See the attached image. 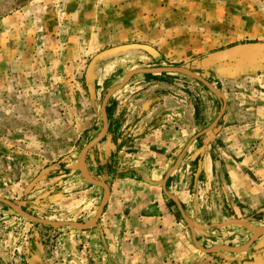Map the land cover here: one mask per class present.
I'll list each match as a JSON object with an SVG mask.
<instances>
[{
    "label": "crops",
    "instance_id": "1",
    "mask_svg": "<svg viewBox=\"0 0 264 264\" xmlns=\"http://www.w3.org/2000/svg\"><path fill=\"white\" fill-rule=\"evenodd\" d=\"M16 1L0 0V68L5 69L0 78V135L9 149L5 164L13 180L0 197L30 216L64 223L29 219L0 202V219L3 215L9 223L28 229L18 232L0 225V260L7 264L18 259L22 264H198L200 255L188 223L176 215V205L163 193L161 180L189 138L214 119L220 97L189 85L182 74L129 76L106 101L105 135L81 160L88 179L108 188L93 224L90 220L103 189L84 178L76 159L80 148L98 132L80 144L83 135L74 121V137L62 133L57 144L43 141L39 128L54 127L56 119L71 127L67 114H75V102L81 103L84 95V108L88 103L90 111L95 77L91 97L84 75L80 78L84 93L71 91L73 86L77 89V81L68 80L72 70L81 66L76 61L78 51L93 55L104 44L142 43L156 55L128 50L124 57L144 62L173 55L182 59L224 39L238 42L243 34L264 40L260 9L246 0ZM32 47H36L35 57L25 53ZM46 49L57 58H41ZM55 66L58 73L49 76L54 82L48 81L47 89L46 68ZM139 66L161 65H133L121 77ZM208 66L213 84L224 95L223 112L210 130L188 144L164 188L178 200L202 247L238 249L256 231L239 252L214 250L249 262L257 254L254 244L264 233V54ZM29 67L40 75L26 71L20 89L8 85L13 74L7 73ZM56 144L60 148L54 151ZM42 145L51 148L47 159L53 163L38 168ZM47 201L65 217H46L43 212L51 207ZM9 213L21 218L7 217ZM15 240L22 257L14 255Z\"/></svg>",
    "mask_w": 264,
    "mask_h": 264
},
{
    "label": "rangeland",
    "instance_id": "2",
    "mask_svg": "<svg viewBox=\"0 0 264 264\" xmlns=\"http://www.w3.org/2000/svg\"><path fill=\"white\" fill-rule=\"evenodd\" d=\"M246 1L249 2L250 4H252L253 8L260 9V12L264 16V9H261V8H264V0H246ZM260 12H258L257 14L261 15ZM249 36H252V35H250V34L240 35L239 37H237L238 39H236L238 42H229V41H226V39H224L220 43L215 42V44L213 46H210L209 44L207 46L205 45L206 46L205 49H203L201 52L187 55L186 57H183L182 59H179L176 55H173L171 58H167V59L161 58V59H158L156 61L150 62L148 60V61L144 62V61H141L140 59H138L137 57H133V56L124 57L130 53L118 54V55L113 56V57H108V58L102 59V60L98 61L95 65V69H97V71L95 70L96 74H95V78H94L95 79V81H94L95 96L93 98V102H92V106L90 108V111L88 110V103H87V110L84 108V103L86 104V102H85L86 96L84 95V97L81 98V103L79 101L75 102L77 105L76 110H75V114H73L71 117H70V115L67 114V119L71 118V120L73 121L71 123V127L61 125L62 122L59 119L58 120L56 119V122L53 123L54 127L46 128V129H44V131L39 128L40 132L38 133V135H40V138L43 141H45L46 139H50V140H55V142H57V144H59L60 139L63 137L61 135L62 133H64V134L66 133L68 138H70V139H72L74 137L75 133L73 131V124H74V121H76L77 132L79 133V135H83V138L79 141V143L81 144L85 140L89 139L92 135H94L95 133L98 132L100 125H101L99 115H98V107H99V103H100V100H101L104 92L109 87H111V86L115 85V83H117V80L121 77L122 72L126 68L131 67L133 65H139V64L146 65L148 63L149 65L159 64L161 66H184V67L190 69L192 72H194V73L200 75L202 78H204L210 84L211 87L216 88L215 84H213L212 71H211V69H209L210 67L208 66V63L206 62L207 54L209 52L214 51V50L221 49V48H224V47L229 46L231 44H235V43H239V42L264 41L262 39L253 40V39H250ZM106 45L107 44L102 45L97 51L108 47ZM214 47H215V49H213ZM35 48H33L34 49L33 51L31 49L26 51L25 52L26 55L30 54L31 57H35L36 56ZM97 51L96 50L93 51L92 54H95ZM44 53L46 54V56H45V54H42V52L39 55L41 58H43L45 60L47 58H57V56L53 52L49 51V49H46L44 51ZM86 53H87V55L84 54L82 51L77 52L78 59H76V61L80 62L79 64L81 66H78L76 68V71H75V69H73L70 77H68L69 78L68 80L70 81L71 84H72V81H75V80L77 81V89H76V86L75 87L73 86L71 88V91H77L78 92V90H79V91H81V93H84V90H83L84 84H81L80 78L81 79L83 78L85 66H86L88 60L92 56V55L88 54V52H86ZM254 55H257V56L261 55L262 56V54H260V53H254ZM21 69H23L22 70L23 73H22V71H20ZM58 70H59V68L56 66L46 68V73L44 75L46 78V85H48V81H50V83L54 82L53 79L49 78V76H51V75L54 76L53 73L54 72L58 73ZM61 70H62V68H61ZM4 71H5L4 68H0V78L1 77L3 78L5 76ZM26 71H30L32 74H34V76L39 74L38 70L35 69V67L18 68L16 71H12V73H7L9 75L13 74L12 75L13 80H12V82H9L8 85L10 86V84H11L14 87V89L16 87L18 89H20L18 86L21 85V83L25 81L24 78L26 77V75L24 72H26ZM48 71H50V73ZM177 74H182V73H177ZM9 75H8V77H9ZM21 75L24 76L23 79H22ZM180 76H183L182 78L184 80H187L189 85L190 84H196V86H198L199 90L206 92L207 94H214L213 92H211L208 88H206V86H204L198 80H196L192 77H189L185 74H182ZM35 81L37 82V80H35ZM54 85L56 87V83ZM47 89H49V85L47 86ZM51 89H50L51 92L54 91L53 87ZM66 89H70V86L68 87V84H67ZM55 90L57 91L58 89L56 88ZM13 91H15V90H13ZM78 93H77V95H78ZM216 96L219 97L218 95H216ZM45 101L47 102V99H45ZM221 106H222V101H221ZM219 109H218V111H219ZM85 112H87V114H86V118H87L86 119V125H85V118H84ZM67 119H66V121H67ZM47 123H50V122H47ZM63 124H66V123H63ZM85 126H86V129H85ZM90 128H91V130H89ZM60 129H64V131H61ZM85 131H86V133H85ZM57 144H56L57 148L53 147L54 151H56V149L60 148L59 146H57ZM80 144H79V146H80ZM79 146H77V147H79ZM8 150L9 149H8V147H6V143H5L4 138L0 135V193L2 195H6L4 187L10 185L13 181V180H11L10 176H7V172H10V169L7 168V166L5 164V156H6V153ZM38 150H40L39 158L41 159V162L39 163L38 168H41L43 165H44L43 167H47L51 163H53L52 161L49 162V159H47L49 154H50L51 148L47 147V145H42L41 147H38ZM34 165L35 164H33V166ZM18 170H20V167H18ZM22 184L23 183L19 184L18 187H21ZM55 187H57V185H55ZM61 187H63V186L62 185L59 186L58 190H60ZM17 190H19V189H17ZM64 192L65 191H61V193H64ZM13 199L17 200L18 197L15 196ZM50 202L51 201H47V204L48 203L50 204ZM50 205H51V207L47 206V208H48V209H46L47 212H43V214L46 217H48L51 220H59V219H63V217H65L64 215H62V211H61V213H59L57 211V207L53 208L52 204H50ZM7 212H9V211H7ZM4 215H5V213H4ZM176 215L178 216V218L180 217L179 212H176ZM10 216H15L16 218H21V217L15 215L13 213L7 214V217H10ZM20 222L25 223L26 221L24 218H22ZM0 225L1 226L6 225L7 228L9 226H11L10 229H15V231H18V232H19V230H23V228H26V227H24V224H20V226H17L16 224L9 223L6 219V217L3 215L0 219ZM26 229H24V231H23L24 233L27 232L28 229L27 230ZM230 234L233 238L232 233H230ZM14 237H17L19 241H20V239L22 240V237H19L18 235H15ZM19 241L18 242L16 240L12 241L13 246H14V242L16 243L15 245L17 246L16 248H14V255L16 257H18V256L22 257L23 256L21 249H18ZM254 245H255L254 250L257 254L254 257V260L253 259L250 260L253 263H250V261L248 262L247 259H245V262H244V259L239 260L238 256H236V255L223 253L221 251H214L215 249H211V250L204 252L202 250H199L195 245H194V247H196V250H197L198 254L200 255V257L198 258V260H199L198 264H260V263L264 262V233H262V235H260L258 242ZM199 246H200V244H199ZM209 247H202V248H209ZM254 250L252 251L253 253H254ZM7 262L8 261L4 262V260H2V259L0 260V264H7ZM12 262L14 263V261H12ZM22 262L23 261H21L20 259L15 261L16 264H22Z\"/></svg>",
    "mask_w": 264,
    "mask_h": 264
},
{
    "label": "water",
    "instance_id": "3",
    "mask_svg": "<svg viewBox=\"0 0 264 264\" xmlns=\"http://www.w3.org/2000/svg\"><path fill=\"white\" fill-rule=\"evenodd\" d=\"M128 50H141L144 51L146 53H148L151 56H155L156 55V51L149 45L147 44H142V43H123V44H117V45H113V46H109L106 48H103L99 51H97L95 54H93L91 56V58L88 60L85 70H84V83L86 85V90L88 92V95L91 97L94 94L93 91V86H92V80L95 77V65L98 61L104 59V58H108V57H113L116 56L118 54H121L123 52H126ZM254 53H260V54H264V41H250V42H239V43H235V44H231L229 46H226L224 48L221 49H217L214 50L212 52H209L207 54V60L206 62L208 64H214V63H221V62H227V61H232V60H239V59H244L247 58L249 56H251ZM161 72H165V73H182L185 74L189 77H192L196 80H198L199 82H201L204 86H206V88H208L211 92H213L214 94L218 95L222 101V106L220 107L219 111L217 112L216 116L214 117V119L203 129H201L200 131L196 132L195 134H193L187 144L182 148V151L178 154L177 158L175 159L174 163L172 164V166L167 170V172L164 174L162 180H161V188L163 190V193L170 198L174 204L176 205V208L180 214V216L188 223V227L190 230V237L191 240L193 242V244L199 249L202 250L204 252L211 250V249H217V248H223L225 250H229V251H233V252H239L243 249H245L248 244L250 243L251 239L254 237V234L256 233L253 232L251 234V236L248 238L247 242L245 244H243L240 248L238 249H230L226 246H212L209 248H202L201 246H199V244L197 243V241L194 238V233H193V229L191 226L190 221L188 220V218L185 216V214L183 213L180 204L178 202V200L170 193H168L165 188H164V181L166 179V177L172 172V170L175 168V166L178 163V160L182 154V152L187 148L188 144L197 136H199L202 133L207 132L208 130H210L215 123L217 122V120L219 119V117L221 116L223 109H224V95L216 88L211 87L210 84L204 79L202 78L200 75L192 72L190 69L184 67V66H153V67H137V68H132L127 70L126 72L123 73L121 79L119 80V82H117L115 85L109 87L103 94L101 100H100V104H99V119H100V130L98 131V133L93 136L91 139H89L79 150L78 155H77V159L76 162L78 164V166L80 167V171L83 174L84 178L91 183L97 184L99 186L102 187L103 189V196L100 200V202L98 203L95 213L93 215V217L90 220V224H93L95 222V220L98 218L100 211L103 207V205L105 204L107 197H108V188L107 186L99 181H91L90 179H88V177L86 176L85 170L82 166V157L84 155V153L91 148L94 144H96L106 133L107 131V118H106V113H105V105H106V101L109 98V96L116 90H118L119 88L122 87V85L124 84L125 80L134 74H147V73H161ZM0 202H2L3 204H6L8 206H10L13 210H15L17 213L23 215L26 218L29 219H36L39 221H42L44 223H48V224H60V223H64V222H53L50 223L46 220H41L38 218H35L33 216H30L24 212H22L21 210H19L15 205H13L9 200L0 197ZM69 225H73L71 222H66ZM74 226V225H73Z\"/></svg>",
    "mask_w": 264,
    "mask_h": 264
},
{
    "label": "trees",
    "instance_id": "4",
    "mask_svg": "<svg viewBox=\"0 0 264 264\" xmlns=\"http://www.w3.org/2000/svg\"><path fill=\"white\" fill-rule=\"evenodd\" d=\"M17 1H19V0H17ZM17 1H16V2H17ZM22 1H23V0H22ZM16 2H12L11 4L15 5ZM12 7H14V6H12ZM105 113H106V109H105ZM106 118H107V116H106Z\"/></svg>",
    "mask_w": 264,
    "mask_h": 264
}]
</instances>
